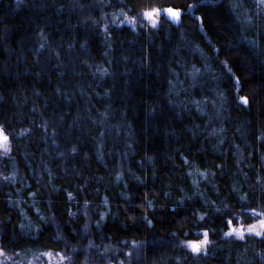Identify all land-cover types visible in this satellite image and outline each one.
<instances>
[{
    "label": "trees",
    "instance_id": "1",
    "mask_svg": "<svg viewBox=\"0 0 264 264\" xmlns=\"http://www.w3.org/2000/svg\"><path fill=\"white\" fill-rule=\"evenodd\" d=\"M0 126V264H264L261 0H0Z\"/></svg>",
    "mask_w": 264,
    "mask_h": 264
},
{
    "label": "snow or ice",
    "instance_id": "2",
    "mask_svg": "<svg viewBox=\"0 0 264 264\" xmlns=\"http://www.w3.org/2000/svg\"><path fill=\"white\" fill-rule=\"evenodd\" d=\"M261 2L264 3V0H261ZM163 11L168 16H170L173 20L179 21L182 10L173 8V7H168V8L163 9ZM160 13H161L160 8L153 7L151 9L144 10L142 12V15L151 22L153 27H156ZM123 15H124V19L120 20L119 22L121 24L127 22L133 28H135L136 27V17L135 16L129 17L127 13H123ZM240 99L245 104L248 103L247 97H240ZM0 148H3L5 153L10 150L9 149V136L5 133L3 126H0ZM73 151H75V149H73ZM250 211L255 213V209H251ZM260 215L264 216V213H260ZM200 219H203V216H201ZM149 223L151 222L149 221ZM257 223L259 225V228L257 227V224L248 225L247 228H245L244 225H240L239 227H231L228 232L224 233V235L228 236V235L235 234L236 236L243 239L245 231H247L250 234H255L257 236H264V219H260ZM228 224L231 225L232 221L228 220ZM203 236L204 238L202 240H199V241L190 240V241H184V243H186L192 249L193 252L199 253L202 250V247L206 246L209 243L207 231L204 232ZM3 254H4L3 249H0V255H3ZM44 255H47L50 257L52 253L48 252V253H45ZM61 259L62 260L68 259V257H64L63 255H61Z\"/></svg>",
    "mask_w": 264,
    "mask_h": 264
},
{
    "label": "rangeland",
    "instance_id": "3",
    "mask_svg": "<svg viewBox=\"0 0 264 264\" xmlns=\"http://www.w3.org/2000/svg\"><path fill=\"white\" fill-rule=\"evenodd\" d=\"M163 9H165V8H162V9H161V13H160V15H159V19H158L157 26L160 24V21L163 20V19H168V20H171L172 22H176V23L179 22V21H175V20H173L170 16H168V15L163 11ZM142 19H143L148 25L152 26L151 22H150L149 20H147L144 16H142ZM126 23H127V22H126ZM127 24H128V23H127ZM128 25H130V24H128ZM0 151H1V152H4L3 148H0ZM260 213H262V212H258V213H256V214H259L258 217H256L255 214L252 215V217H250L252 220H251V222H250L249 224H244L243 221H241L240 218H239V219H238V222H237L236 224H233V223H232V224L230 225V228H231V227H239L240 225H244L245 228H247L248 225L257 224V222H258L260 219L264 218V216H261ZM239 220H240V221H239ZM230 228H229V229H230ZM245 234L250 235V233H248L247 231H245ZM245 234H244V235H245ZM252 235H253V234H252ZM231 236H234L235 238H239V237L236 236L235 234H232ZM244 237H245V236H244ZM203 238H204V237H200L199 240H202ZM199 240H198V241H199ZM48 261H49V262H61L62 259H61V257L56 258V257H52V256H50L49 259H48Z\"/></svg>",
    "mask_w": 264,
    "mask_h": 264
},
{
    "label": "water",
    "instance_id": "4",
    "mask_svg": "<svg viewBox=\"0 0 264 264\" xmlns=\"http://www.w3.org/2000/svg\"><path fill=\"white\" fill-rule=\"evenodd\" d=\"M262 219H264V218H262ZM257 227L259 228V225L257 224ZM206 246H204V248H205Z\"/></svg>",
    "mask_w": 264,
    "mask_h": 264
},
{
    "label": "flooded vegetation",
    "instance_id": "5",
    "mask_svg": "<svg viewBox=\"0 0 264 264\" xmlns=\"http://www.w3.org/2000/svg\"><path fill=\"white\" fill-rule=\"evenodd\" d=\"M258 224V223H257ZM202 248H204V247H202Z\"/></svg>",
    "mask_w": 264,
    "mask_h": 264
}]
</instances>
